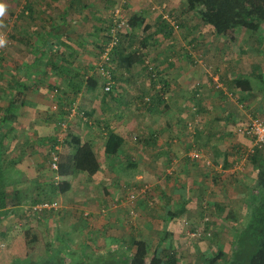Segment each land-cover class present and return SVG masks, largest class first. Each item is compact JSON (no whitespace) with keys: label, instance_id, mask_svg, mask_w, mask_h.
<instances>
[{"label":"crops","instance_id":"obj_1","mask_svg":"<svg viewBox=\"0 0 264 264\" xmlns=\"http://www.w3.org/2000/svg\"><path fill=\"white\" fill-rule=\"evenodd\" d=\"M35 1L40 7L36 8V11L32 8L34 16L31 18L22 15L21 17L17 39L22 40V43H12L21 50L28 51V55L25 60H22L24 65L18 72L17 79L9 80L7 87L0 89V187L7 194L14 191L20 193L19 204L8 205V210H3L7 211V214L0 219V240H6L8 249L12 244H16L18 249L22 248L24 238L21 239L20 235L17 236L15 233L16 223L20 222L21 217L28 215V208L31 207L33 200L41 199L44 192L51 193L50 185H56L55 181L58 179L66 181L63 185L60 183L55 187L54 199H57L59 195L65 196L62 193L65 191L71 194V198L74 194L77 195L83 191L81 198H83L84 208L95 207V210L101 212L104 211L107 201L119 203L122 199L119 181L121 182L123 177H135L137 170L139 171V162L136 160L139 156L142 164L143 159L147 158L149 170L152 173H155L156 169L162 172L169 183L166 182L167 187L165 186L168 190L165 187L160 189L159 198L155 199V202L150 201L152 203L149 205L152 206L136 202L135 208L143 211L137 223H126L124 227L122 219H128L127 214L123 212L124 209L112 210L114 213H110L109 217H97V223L104 222L105 225L101 227V230H94L89 218V215L92 216L93 213H84V210H82L83 213L80 211L67 213V210L61 209L59 216H45L39 224L46 228L48 222H54L59 217L62 222L60 227L63 229L59 233L56 231L52 239L60 236L74 249L78 248L76 247L78 243L81 246L78 249L85 248L87 254L90 250L91 257L94 255L96 258H105L110 255L120 257L124 254L121 247L126 249L124 255L128 252L130 256L133 252L130 247L131 240H143L148 244L143 235L148 236L151 232H156L157 235L152 234L154 242L151 246L147 245L149 249L163 238L164 234H168L164 237L166 238L164 247H172L179 255H182L185 251V234L189 240L197 239L190 238L189 231L185 232V222L192 223L191 225L199 224L201 206L207 203L213 217L221 220L215 223L216 227L219 222L228 221L226 215L231 213L229 232L233 241L235 230L247 221L249 212L253 208L249 204V199L256 173L254 166L245 156L247 151L250 153L253 150L243 147L248 146L250 141L247 137V140L237 137L233 130L246 114L237 108L236 104L244 102L252 111L251 114L259 113L264 105L258 109L253 103L255 101L264 103V43H229L231 44L229 48L234 47L236 51V55L231 57L225 55V45L222 43H214L211 57L205 52L206 45L209 47V43H200L201 45L198 43L196 50L193 49L189 53L192 57L190 63H187L185 39L181 41V34L178 35L179 38L173 39L172 27L166 24L169 13L177 12L180 15L179 20H182L179 23L181 29L178 30L185 32V1L129 0L127 7L123 6L122 9L128 22L131 18L133 21V16L141 19L138 22L133 21L132 35L135 34L134 30H143L147 33L140 43L144 57L147 60L150 59L148 73L151 76V71H154L157 77L154 80L156 82L150 81L151 95L154 93L155 84L160 87L159 97L166 95L165 99L156 98L148 108L139 110L138 101L146 98L148 94L142 97L140 96L142 92L139 93L135 91V88L127 87L126 83L133 79L139 87L143 71L148 77V73L142 66L148 61H138L128 70L116 69V76L121 78V85L112 87V92L106 93H103V81L101 77H98L95 66L97 49L100 50L105 39L103 32L110 24L107 12L116 0H105V3L100 5L95 3V0H83L79 4L73 0H64L62 8L59 7L57 0ZM42 3H44L43 6ZM78 10L79 16L73 19L67 18L70 12L77 13ZM52 14L56 15H53L56 19L49 18ZM41 16L46 18L41 20L38 18ZM154 24L156 27H153ZM51 26L54 28L61 26V29H64L63 35L58 39L52 37V45L46 44L47 48H40L39 45L43 40L39 36L44 29ZM183 37L185 38V35ZM128 39L132 41L135 38L133 36ZM133 44L129 43L126 50H134L138 54L140 48L135 49ZM33 46L37 52L33 50ZM33 52L43 57L42 62L45 66L51 65L49 72L40 73V76H43L42 79L48 76L55 86H59L62 97L59 101H55L56 103L34 87L38 86L35 81L33 82L38 75L31 71L32 68L31 70L28 68L37 56ZM6 54L11 61H13L12 55L19 58V55L14 52ZM199 54L202 55V64L200 62L194 65L192 59L194 55ZM140 65L142 68H139ZM114 78L116 82V77ZM89 79L96 82V88L89 87L93 85L88 81ZM17 81H19L18 84ZM21 84L25 87H19ZM115 88L116 91H114ZM85 92L90 94L91 98L88 94L83 97ZM109 92L111 93L107 94ZM22 93L25 95V100L31 102L32 106L28 102L25 105H20L16 103L17 101L10 104L15 99L19 100ZM180 118L190 119L188 121L194 124L185 122L187 120L183 119L179 121ZM139 120L143 123L139 124ZM220 121L224 122L222 126L218 124ZM63 125L66 126L64 130ZM187 125H192L194 132L190 131ZM85 128L87 130H84ZM89 128H93L94 132H90ZM196 130L195 142L201 146L199 149L208 153L211 158L214 155V159L220 160L221 163L215 168L217 164L215 162V166L210 167L207 173L196 174V178L191 177L192 179L187 180V182L192 181L193 185L186 191L185 177H188L186 174L197 173L198 167L193 166L199 165V162H193L188 157L191 152L188 153V141L185 142V140H188L186 134L193 135ZM108 131L116 132L124 139L121 150L114 158H105L103 154V145ZM96 133L101 135V141L95 138ZM68 135L78 137L81 143L91 145L100 167L93 176L80 173L73 177L56 176V178L50 170L48 171L49 165L45 156L49 150V143L55 139L57 143L54 149L64 150L66 146L62 144ZM210 145H216L218 148L213 155H211L212 148H207ZM65 151L67 152V148ZM69 153L71 150L68 151ZM182 160L185 162L182 163L180 178L171 179V167L166 168L170 166L171 161V165H174ZM238 161L240 163L245 161V168H239ZM129 162L134 165V168H124ZM46 186L49 187L46 188ZM191 192L194 195H190ZM152 198L150 197L151 200ZM155 221L161 223L160 231H154L152 226ZM125 233L129 234L128 240H125ZM49 238L51 239L50 236ZM97 244L102 245L101 249L97 247ZM120 244L123 246L118 247ZM205 244L203 241L192 243V252L196 254L200 249L207 250L203 247ZM231 248L232 245L229 251L223 247L221 250L225 254H230ZM117 249L121 251L114 254L113 252ZM20 256L14 255L10 259Z\"/></svg>","mask_w":264,"mask_h":264},{"label":"rangeland","instance_id":"obj_2","mask_svg":"<svg viewBox=\"0 0 264 264\" xmlns=\"http://www.w3.org/2000/svg\"><path fill=\"white\" fill-rule=\"evenodd\" d=\"M63 1L64 0H57V3H59L58 5L61 8L64 6ZM128 1L129 0H116L115 1V4L112 5V7H110V9L107 12L108 13L107 17H108V19H110L109 21H111V19H112L113 10L117 7H120V6L122 7V9H123V6H125V8H126L127 5L129 4ZM138 1H141V0H138ZM96 2L98 3V5H100L102 3H105V0H95V3ZM0 3H3L6 5V10H5L4 15L0 16V39H2L4 41L3 44H0V89H5L7 87V83L9 82V80H14V79L16 80L17 79L16 76L18 75L19 71L14 68V65H13L14 62L9 60V58L6 54L7 52H5L3 50V46H4V44L14 45V44H12L14 42L15 43H22V40L17 39L18 27L21 25V18L17 15L20 13L21 10H23V7L27 3L30 4L35 11H36V8L40 7V5L35 0H0ZM32 4H34L36 6H33ZM43 4L44 3H42V6H43ZM10 12L12 15L10 14ZM76 12L77 13L70 12V14H68L67 18L73 19L76 16H79L78 15L79 10ZM170 13H169V19H167L166 24H168V25H170V27H172L173 36H174L173 39H176V37L179 38L178 35H180V34H181V39H182L181 41H183V39H185V61L187 63H190V60L192 57L191 54H189V53L192 52L193 49L196 50L195 49L196 44L198 45V43L199 44L200 43H209V47L206 45L205 52H206V55L207 56L209 55L210 57L212 56V46L214 45V43L224 44L225 45V55L230 56V57L233 55L235 56L236 51L234 50V47L229 48V46H231V44H229V43H264V28H263V31L259 35H254V36L249 34L248 32H246L245 30H243L241 28L228 30L221 35H216L213 32L211 27L205 26L202 23H200L197 15L194 12L187 11L186 8H185V32L179 31L178 30L180 28L179 23L182 22V20H179L180 15H179V13L173 12V11ZM55 14H52V16H49V18L56 19ZM160 14H162V13H160ZM53 15H55V16H53ZM163 15H164V12H163ZM38 18L42 20V19H45L46 17L41 16ZM158 21H160V20H158ZM12 24H14V28H12ZM109 26H110V24H108L107 28ZM153 27H156V24H154ZM134 31H135L134 35H132V29H130V32L126 31L125 32L126 35L123 34L122 37L120 38V42L118 44V47L126 50L129 47V43H134L135 45L133 44V46H135L134 47L135 49L140 48L139 53L137 54L138 57H141L140 60H142V61L143 60H146V61L149 60L150 61V59L147 60V58L144 57L143 51H142L143 48L141 47V43H140L142 41L141 39H144V37L147 35V33H144L143 30L142 31L134 30ZM183 35H185V38L183 37ZM133 36L135 39L130 41L128 38L133 37ZM170 36H172V35H170ZM107 41H108V39L105 38L103 40L102 44L104 45ZM86 43H90V42H86ZM102 44H101V47H102ZM97 47H98V45H97ZM123 49H122L123 52H127V50L124 51ZM129 50L130 49H128V51ZM97 52H98V55H97L96 61H98L100 58L101 49L100 50L97 49ZM140 54H141V56H139ZM201 58H202L201 54H199L198 56L194 55L192 60L195 64L193 62H191V63L196 65L197 63L199 64L201 62L200 64H202L203 60ZM149 61L147 63L144 62L142 64V66L145 68V71L147 73H148L147 68L151 65ZM142 66L140 65L139 68H142ZM49 67H51V65L44 66L42 69L36 68L35 71L31 70L34 74L38 75V78L33 80V82L35 81L38 86H34V87H35V89H39L41 91V94H45V96L50 98L51 101L54 100V102L55 101L57 102V100L59 101V99L62 97L61 91L59 90V86H55L54 83L49 79L48 76H46L44 79H42L43 76H40V73H43L46 71L49 72V70H50ZM116 73H117V70L113 74V77H116V82H115V78H114L113 87H115V86L117 87V86L121 85V81H120L121 78L116 76ZM97 74H98L99 78L101 77V79L103 81V85H104L105 81H104L103 77L101 76L100 72L97 71ZM147 75H148V77L146 76V73L143 71V77L139 81V83H140L139 87L137 86L136 81L133 79L130 82H127L126 86L127 87L130 86L132 88H135V91H139V93L142 92V94L140 95L142 97H144V95L147 93L148 95L145 96L146 98L150 97L152 100H155L156 98H158L157 96H159V94H160V93L158 94V91L156 89V86L158 84H155L154 93H153V95H151V89L150 88L152 87V83H150V81H154V80L152 79V77L150 76L149 73ZM38 80H41V82H38ZM154 82H156V81H154ZM150 84H151V86H150ZM163 89H165L164 86H163ZM116 90L117 89L115 88L114 91H116ZM148 90H149V92H148ZM111 92H109L107 94H110ZM41 94H39V96ZM87 94L85 92L83 94V97H86ZM88 96L91 98L90 94H88ZM165 96L166 95H162L160 97L162 99H165L164 98ZM146 98H144V99L142 98V100L138 101L137 104H138L139 110L140 109L143 110V109H146L149 107V106H146L143 104V101H145ZM255 102H253V103H254L255 107H258V109L264 104L260 101H258L256 103ZM236 103H237V101H236ZM236 106H237V108L244 111L246 114L242 117V120L239 122L240 124L234 126L233 130L235 131V134H237V137L241 138L242 140L248 139L250 141L248 146H243V147H245L246 149H249V150L250 149L253 150V147H254L253 139L242 134L240 132V129H241V127L249 124L251 122V120L257 118L259 114L264 112V105L260 109L259 113L253 112V114H251L252 111H250L247 108V106L245 105L244 102H238L236 104ZM11 114H12V112H11ZM182 119L187 120L185 122L193 123L192 121H188L190 119H185V118H180L179 121H181ZM138 122H139V124L143 123L142 120H139ZM185 122H184V125L186 126ZM218 124H219V126H222L224 124V122L220 121ZM187 127H188V129H190V131L194 132L192 125H187ZM195 127H196V125H195ZM92 129L93 128H89V131L94 132V130H92ZM84 130H87V129L85 128ZM185 131H187V129H185ZM84 132H87V131H84ZM215 133H217V132H215ZM196 134H197V130L195 131V133L193 135H191L190 133L186 134V137H188V140H185V142L188 141L187 142V145L189 148L188 153L196 152L202 158L201 159L195 158V160L191 159L193 162H195V161H196V163L199 162V165L193 166L194 168H196V166L198 167L197 173L192 172L191 174H189V173L186 174V172H185L186 176H188L187 178L185 177V190L186 189L190 190L192 188V185H193L192 181L187 182V180L192 179L191 177L196 178V176H195L196 174L202 175L203 173H207V171L210 169V167H212L213 165L215 166V162L217 163L215 168L219 167L220 163H221L220 160L218 161L217 159H214L213 154L215 153L216 150H218V148H216V145H214V146L210 145V147H207V148H212V151H211V155H213L212 156L213 160H212L211 156L208 153H204L201 149H199L201 146L197 145V143L195 142L196 141V138H195ZM100 136L101 135L99 133L95 134V138L98 139V141H101ZM246 137H247V139H246ZM93 141H95L94 138H93ZM97 147H98V145H97ZM97 147H95V151L98 150ZM65 149L66 148H64V150ZM194 149H196V150H194ZM64 150H59V153L65 154L66 151L64 152ZM68 151L69 150L67 149V152ZM47 153H48V151H47ZM136 153L138 154V152H136ZM250 153L247 151L245 156L248 157V154H250ZM263 154H264V150H263ZM48 155L51 156V153L50 154L48 153ZM242 155H243V153H242ZM188 157L190 158L191 156H188ZM136 160H137V162H139V165H138L139 171L137 170L135 177L134 176L130 177V178L129 177H126V178L123 177L121 182L119 181V186H120L119 189L121 190V194H122V199H120L121 201L119 203L115 202V201L114 202L107 201L106 202L107 205H105L104 211L101 212V211L95 210V207L87 206L86 208H84L83 198H81V196L83 195L81 192H83V191H80L79 194H77V195L74 194L73 198L70 197L71 194L69 192L65 191V192H62L63 194H65V196L59 195L57 197V199L53 200L55 205H56L54 207V209H55L54 215L59 216V211L61 209L63 211L67 210V213H68V211H70V212L74 211L75 213L80 211V213H83L82 210L85 211L84 213L91 212V214L92 213L94 214V215L92 214V216L89 215V218H91V221H92V224H91L92 229L101 230V227L105 224H104V222L100 223V224L97 223V217L98 216H104L106 218L110 213H114L112 210H115V211L120 210L121 211L122 209H124L123 212H125V214H127L128 217H126V218H128V219H122V222H123L122 224L123 225L126 223L133 224L134 222L137 223L138 218L143 211H140L138 208H135L136 202L139 201L140 203H142L144 205L146 204L145 206H148L149 203H152L150 201L154 200V202H155V199L159 198V195H160L159 190L164 188L165 186L167 187L166 182H168V181H166L165 175H163L162 172L157 171V169L155 170L156 171L155 173H152V171L149 170V167L147 166V164L149 163V160L147 158L143 159V164H142V160H140L139 156H137ZM191 160L189 162H192ZM184 162H185L184 160L177 161L176 164L171 165V163H172V161H171V163L169 164L170 166H168L166 168V169H169L171 167V169H170V172H171L170 178L171 179H174L175 177L177 179L180 178L179 174L181 173L182 163H184ZM240 162H241V160H240ZM240 162L237 164V166L239 168H243V167L245 168L246 162L245 161H244L245 163L244 162L240 163ZM107 163H108V161H107ZM48 171H49V169H48ZM211 172H213V171H211ZM211 172H209V174ZM208 178H210V177H208ZM53 180L54 179H52L51 181H53ZM65 181L66 180H59L58 179V181H55L56 182L55 187L60 183H61V185H63L64 184L63 182H65ZM122 186H123V188H122ZM48 187L49 186H46V188H48ZM166 187H165V189H167ZM121 188L123 189V192H122ZM81 190H83V189H81ZM189 194L194 195V193H192V192ZM131 195L134 196V200H129ZM186 195H187V193H186ZM150 197H153L152 200L150 199ZM74 198H76V199H75V202L73 203ZM154 202H153V205L155 204ZM34 205H35V202H33V204H31V208ZM196 205H197V203H196ZM149 206H152V205H149ZM201 207H202V209H201L202 212H201V216H200L201 222L199 224L191 225L192 223L190 224V223L185 222V225H184L185 232H186V230L189 231V233H190L189 237L190 238H197V239L196 240H189L185 234V251H183L182 255H179L180 256V259H179L180 263L179 264H224L225 258L224 257L220 258V255L223 252L221 250V248L223 247V249L229 251V248L232 245V239L230 238L231 234L229 232V230L231 228L230 221L224 220V222L223 221L219 222L217 227H219L221 229L218 230V229H216L217 227H216L215 223H217V221H219L220 219H216L213 217L212 210L207 203L205 204V206L203 204V206H201ZM201 210H199V212ZM36 218H37V216L34 215L33 213H28V215H24L23 217H21L20 222L16 223L17 227L15 226V228H16L15 230H17V231L16 232L14 231V232L17 234V236L20 235L21 239L23 238L24 230H25L26 226L36 227L35 226ZM58 219H59V217H57L56 221H54V222H51V223L48 222V224H46V228L41 227L40 231H42V235L44 237L43 243L48 242V239L51 241H54V239H52V238H53L55 232L57 231L59 233V231L61 229H63L60 227L62 222L60 219L59 220ZM131 226H133V225H131ZM160 226H161V223L159 221L158 222L155 221V223L152 227H153L154 231L155 230L160 231V229H161ZM96 227H98V228H96ZM124 227H126V225H124ZM192 228H193V230H192ZM118 230H119V228H118ZM127 232H129L128 229H127ZM191 232L194 233V236L191 235ZM214 232H215V234H213ZM153 233L154 232L149 233L148 236L143 235L147 240L148 246L149 245L151 246V244H153V242H154V238L152 235ZM154 234H155V236L157 235L156 232ZM140 235H142V234L140 233ZM49 236L51 237V239L49 238ZM203 237H204V239L202 240ZM128 239H129V234L125 233V240H128ZM64 241L67 243L66 240H64ZM199 241H203L206 243L203 247L206 248L207 250H203V249L199 250L198 249L199 251L195 254L191 250V247H192L191 244L195 243V242H199ZM43 243H41L39 245H37V244L34 245V247H35V249H33L34 255L40 254V251H42V249H43ZM6 244H7L6 240H4V239L0 240V260L3 259L5 261H8V260H10L11 257H14V255H17V256L24 255L27 248H28L26 245H22V248L18 249L16 244H12V246L10 245L11 247H9V249H8ZM73 244L75 245V243H73ZM121 246H123V245L120 244L118 247H121ZM97 247L99 249H101L102 245H98ZM122 248L123 247H121V250H123L124 254H125L126 249H122ZM218 249L220 250V252ZM121 250L117 249L113 253L117 254ZM218 253H219V256L217 255ZM124 254H122V255H124ZM128 254L129 253L127 252V255ZM87 255L90 257V250L88 251ZM109 257H112V255H110ZM93 258L95 260L92 258H88V261L90 262V259H91V261H93L92 263H95V262L97 263L98 261H96V260H101V259H96V255H94ZM110 260L111 259L103 258V260H101V261H102V264L103 263L109 264L111 262Z\"/></svg>","mask_w":264,"mask_h":264},{"label":"trees","instance_id":"obj_3","mask_svg":"<svg viewBox=\"0 0 264 264\" xmlns=\"http://www.w3.org/2000/svg\"><path fill=\"white\" fill-rule=\"evenodd\" d=\"M83 0H73L77 4L81 3ZM185 8L189 12H194L199 22L205 26L212 28L213 32L216 35H221L224 32L236 28H241L248 32L251 35H259L264 28V0H184ZM24 10H21L17 15L20 18L22 15L27 17L34 16V10L30 6L25 4L23 7ZM65 13H68V9L65 10ZM11 14V12H10ZM12 15V14H11ZM140 18L133 16V21H140ZM132 18L129 20V26L134 27V22ZM64 30V29H63ZM63 30L61 26L54 28V26L44 29V32L40 34L39 38H42V43L39 45L40 48H47L46 44L52 45L51 43L53 38L58 39L62 36ZM167 34V33H166ZM169 34V32H168ZM171 34V33H170ZM51 36V37H50ZM50 37V38H49ZM53 37V38H52ZM110 37L108 33V28L103 32V38ZM101 53L104 49V45L100 46ZM3 50L7 53H17L19 58H16L14 55L11 56L13 60L14 68L18 71L22 70L24 65L22 60L28 55V51H23L15 45H6L4 44ZM35 50V46H33ZM36 51V50H35ZM37 52V51H36ZM35 53V52H33ZM35 55H37L35 53ZM141 57L137 56V53L134 50H129L123 52L118 45L113 50V62L115 63L117 69L128 70L134 66ZM43 57L39 55L35 56V59L28 66L29 70L31 68L35 71L36 68H41L44 64ZM96 61V68L97 63ZM42 63V64H41ZM45 66V64H44ZM29 70L27 72H29ZM98 70V68H97ZM99 71V70H98ZM31 73V72H30ZM114 80V77H113ZM89 82H92L93 85L89 86L91 89L96 88L97 84L95 81L89 79ZM19 81H17V84ZM248 81L246 83V88L248 89ZM102 86H105V83ZM19 87H25L22 84ZM113 87V86H112ZM112 88L110 89V91ZM104 91V88H103ZM108 92V91H107ZM103 93H106L105 91ZM160 100L161 98L157 96ZM150 97H148L149 99ZM17 101V102H16ZM19 101V102H18ZM152 99L148 101H143L144 105L150 106L152 104ZM19 103L20 105H25V103H32L25 100V95H22L18 99H15L10 104ZM32 106V105H31ZM10 113V111H9ZM6 118V117H5ZM64 143L62 146H66L71 153L68 152L59 153L57 149H54L57 141L53 139L52 143H49L48 153H56L58 157L57 169L51 170L50 163L52 161L51 156L46 154V162L49 165L50 173L55 177H73L77 174H86L87 176H93L100 169L96 155L93 152V149L90 144L81 143V140L78 137L68 135L64 138ZM124 139L118 133L113 131H108L106 139L103 145V154L105 158L116 156L123 146ZM263 148L253 147V151L248 154V161L254 166L255 181L252 189V194L249 199V204L253 208L250 210L247 221L239 226L235 230V238L232 241V248L230 254L221 253L220 258L224 257V264H264V155ZM244 154V153H243ZM190 161L189 158H186ZM114 163V162H112ZM128 167V168H127ZM134 168V165L129 162L124 168ZM54 183V181H52ZM52 183V184H53ZM51 186V193L44 192L41 199H36L31 202L36 203H52L54 202L53 190L55 185ZM20 193L14 191L13 193H6L5 190H2L0 187V219L7 214L9 206H14L19 204L18 198ZM9 205V206H8ZM55 209H42L40 211H34L31 207L28 208V213H33L37 216L35 221L36 227L26 226L24 230L23 240L24 245L28 248L24 255L20 257L12 258L8 261L0 260V264H102L103 258H96L101 260L97 263H92L88 261L89 257L86 253L85 248L79 250L81 246L76 245L77 249H74L70 244L66 243L64 239L60 236H57L54 241L48 240L44 242V237L42 235L41 225L39 222L49 215H54ZM227 216L228 220L231 219V213L229 212ZM168 236V234H164ZM164 236V237H165ZM160 238L159 241L154 243L153 247L149 249L146 242L143 240L132 239L130 242V247L133 250L130 256H112L105 257L111 259L109 264H179L180 256L176 250L172 247H164V242L166 238ZM43 243V249L40 251V254L34 255L33 249L34 245H39ZM82 245V244H81ZM220 252V250H219ZM219 256V253L217 254ZM88 256V257H87ZM219 258V259H220ZM95 260V259H94ZM106 260V259H105ZM105 264V263H103Z\"/></svg>","mask_w":264,"mask_h":264},{"label":"built area","instance_id":"obj_4","mask_svg":"<svg viewBox=\"0 0 264 264\" xmlns=\"http://www.w3.org/2000/svg\"><path fill=\"white\" fill-rule=\"evenodd\" d=\"M130 29L131 27L129 26L128 19L123 14L122 7L120 6L115 8L112 13L110 26L108 27V33L110 37H108V41L104 44L103 52L101 53L99 62L97 63V68L105 81V86L103 87L105 92L110 91V89L112 88L114 84L113 74L117 69L115 63L113 62V50L119 44L122 35L125 34L126 31L130 32ZM149 70L151 69L149 68ZM151 77L153 80H156L157 77L154 71H151ZM157 86L156 89L158 91L160 87ZM149 99L146 98L145 100L148 101ZM65 127L66 126L63 125V130ZM240 132L246 135L247 137L253 139L254 147L263 148L264 147V112L259 114L257 118L251 120L249 124L241 127ZM190 156H191L190 158L194 160L195 158H200V159L202 158L196 152L191 153ZM51 159L52 161L49 164L50 168L51 170H56L58 163V157L56 153L54 152L51 153ZM129 200H134V196L131 195ZM55 206L56 205L54 202L52 203L41 202L35 204L32 207V209L38 212L44 208L54 209ZM192 236H194V233L192 234Z\"/></svg>","mask_w":264,"mask_h":264},{"label":"clouds","instance_id":"obj_5","mask_svg":"<svg viewBox=\"0 0 264 264\" xmlns=\"http://www.w3.org/2000/svg\"><path fill=\"white\" fill-rule=\"evenodd\" d=\"M6 10V5L3 3H0V16H3ZM4 41L0 39V44H3Z\"/></svg>","mask_w":264,"mask_h":264}]
</instances>
